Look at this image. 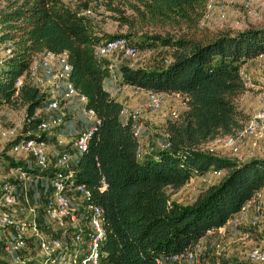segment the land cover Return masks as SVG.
I'll list each match as a JSON object with an SVG mask.
<instances>
[{
	"label": "trees",
	"instance_id": "1",
	"mask_svg": "<svg viewBox=\"0 0 264 264\" xmlns=\"http://www.w3.org/2000/svg\"><path fill=\"white\" fill-rule=\"evenodd\" d=\"M3 1L0 43H8L9 53L0 60V104L24 111L21 136L39 138L40 123L49 119L38 114L48 94L30 78L31 63L45 51L66 54L70 81L98 119L72 169L75 183L89 191L88 202L103 210L101 264H159V257L187 253L264 188V157L240 161L206 147L216 137L236 135L250 117L239 107L246 91L240 69L264 55V27L210 30L201 25L209 0H119V5L105 0L127 27L125 34L110 35L63 0ZM144 27L149 34L141 38L168 48L170 60L156 68L118 64L121 81L144 91L178 94L185 107L178 118L169 114L161 125L162 141L169 146L141 159L132 122L121 119L123 104L103 84L110 77V59L96 49L106 40L132 38L135 28ZM21 136L0 151V164L51 179L52 166L42 170L9 153ZM211 169L222 175L192 202L171 200L190 178ZM37 222L60 237V230L47 231ZM217 258L219 264H253L223 251ZM0 264L14 263L0 256Z\"/></svg>",
	"mask_w": 264,
	"mask_h": 264
},
{
	"label": "built area",
	"instance_id": "2",
	"mask_svg": "<svg viewBox=\"0 0 264 264\" xmlns=\"http://www.w3.org/2000/svg\"><path fill=\"white\" fill-rule=\"evenodd\" d=\"M101 7L99 0H89V5L82 11L84 14L94 17L95 11ZM216 13L215 17L223 20L225 9L221 5H216L214 1L209 0L207 4L206 14ZM256 14V13H254ZM256 16L260 15L257 13ZM137 52L136 46L131 44L124 37H116L114 39L103 41L96 49L98 55H107L116 53L114 59H110V79L119 81L115 87L116 92H120L123 87H128L121 81L118 73L119 59L134 56ZM9 49H7V54ZM71 66L67 60L66 54L45 51L38 55L30 66V78L41 89L47 92V102L42 109L46 111H56L48 120L40 123V130L43 135L36 134L37 137H22L23 121L20 130L15 127L0 129V136L7 139H16L21 136L12 145L13 153H25L30 155L40 169H47L52 166L54 168L53 176L50 179V195H47L43 205V214L46 218L47 225L51 226V230H60V237L52 235L41 229L37 222V215L34 213V206L31 202L29 206L28 195L24 193L20 195L16 193L7 182L0 185V209L10 208L11 206L22 202L29 206V210L33 212L31 218H15L6 212L0 210V228H9L4 240V248L6 250H18L32 241L37 243L40 255L36 264H101V244L105 238V230L103 228V210L100 206L90 204L88 202L89 191L82 184H76L73 178L72 163L70 154L62 149L57 155L51 159L47 152L48 141L54 136L55 127L64 122L66 112L64 108L76 100L80 105L81 113L88 119L93 121L92 125L85 131L75 135L72 139V145L77 154L85 150L87 141L93 132L98 119L94 111L85 106L86 97L79 93L70 81ZM240 75L244 80L246 91H257L258 108L250 114L244 127L236 134L224 137H216L209 141L206 147L211 149L220 147L228 151L229 155L235 156L237 160L243 161L247 157L262 150V139L264 138V90L253 81V79L244 70L240 69ZM21 84L18 79L16 85ZM165 94L147 91V105L153 110H160L164 104ZM185 107V102L181 100L178 105L172 107L170 117L176 119ZM3 106L0 104V112ZM125 122L131 120L134 133L137 137L140 135V124L138 117L141 114L140 108L128 109L124 108ZM57 144L63 145L64 140L60 134L55 135ZM249 140V148L247 154L241 151L243 141ZM169 143L164 139L162 148H167ZM157 153V149L153 145L140 144L137 150V156L144 158L147 155ZM52 164V165H51ZM21 179H26L27 175L24 171L16 170ZM261 191H258L247 203H245L240 212L232 216L230 223L241 225L249 223L253 226L259 223L258 218H251L248 215L249 207H253L259 213L263 211V205L260 200ZM36 212V211H35ZM31 214V213H30ZM50 228V227H49ZM223 228H213L207 231L206 236L221 235ZM248 232H243V238L248 237ZM201 248L199 241L193 250L184 254H171L158 258L159 264L163 261H196L197 252ZM222 252L220 239H216L214 243V258L209 264H219L217 256ZM248 259L252 263L264 261V244H256L252 246L248 253Z\"/></svg>",
	"mask_w": 264,
	"mask_h": 264
},
{
	"label": "rangeland",
	"instance_id": "3",
	"mask_svg": "<svg viewBox=\"0 0 264 264\" xmlns=\"http://www.w3.org/2000/svg\"><path fill=\"white\" fill-rule=\"evenodd\" d=\"M101 3V7L95 11V16L93 17V20L97 25L100 27L101 31L108 33L110 35L114 34H125L127 32V27L125 25H121L118 20L115 19V16L117 15L115 12H112L108 10V7L105 0H99ZM216 5H221L225 9V18L223 20H220L215 17L216 13H211L208 16H204L203 22L201 25L205 27H209L210 30L215 29H231V30H240L247 26H262L264 27V0H212ZM66 3L69 4L72 8H76L80 12L83 11L82 9L87 7L89 0H85L86 3L85 6H78L77 4L84 3L82 0H65ZM114 5H119V0H113ZM4 1L0 0V7L3 5ZM126 7V5H124ZM82 8V9H81ZM130 10L126 9V13H129ZM258 13L260 15L256 16ZM136 34L132 36V38H129L128 41L135 45L137 48V52L134 56L119 59V63L122 64H130L135 67H144V68H153L157 67L159 65L165 64L168 60L170 54L168 48L160 47L156 43L149 42L145 39L141 38V34L143 32H146L149 34V27H144L142 31H138L137 28H135ZM152 32V31H151ZM150 32V33H151ZM8 43H0V60L5 58L7 56L6 49L8 47ZM109 59H114L116 57V53H109L105 55ZM262 66L264 69V56L263 58H260L259 62L251 63V70L250 72H246L250 77L253 79L259 87H261L264 90V70L255 72V66L258 65ZM127 90L121 92L118 94V97L120 99H123L124 93H126ZM254 98L255 95H252ZM248 103V102H247ZM139 108V107H136ZM257 108V107H255ZM141 109V108H140ZM256 110V109H255ZM254 110V111H255ZM158 112L159 110H155ZM253 111V112H254ZM45 111L42 109L39 110L38 114L41 116L45 115ZM24 111L23 110H10L6 107H3L2 111L0 112V129L8 128V127H15L17 130H20V127L22 125ZM141 115V114H140ZM169 117V115H168ZM144 120V118H142ZM141 120V119H140ZM164 122H157V126H153L152 129H155L157 131V136L160 137V140L162 139V129L161 125ZM149 126V124H148ZM149 129V127H148ZM140 136L138 137V140H140ZM75 137V135H74ZM9 142V139L2 138L0 136V151L4 149L6 144ZM11 155L19 158H23L22 155H25L26 159L28 160L29 164H33V161L28 157L25 153H13L12 151L9 152ZM156 155V153H155ZM154 154L147 155L148 157H154ZM30 156V155H29ZM145 156V157H147ZM144 157V158H145ZM254 157H264V151L260 153H256ZM11 168L5 167L0 169V185L1 183L7 182L10 177L14 175V172L10 170ZM221 176L220 172H214L212 171L209 174V177L201 178L198 182L192 183L190 186H188L187 189L182 190V192L175 194L177 196L174 197V200H178L177 202L182 203H190L192 202L194 195H196L200 189L204 188L205 186L216 182L219 177ZM33 199V204H36L37 198L34 195H31ZM28 199L30 201V197L28 196ZM171 200H173L171 198ZM31 201L29 203V206L31 207ZM29 206H26L25 204H22V202L17 203L10 208H7L6 210L4 208L2 209V212H6L7 214H10L11 216L15 218H31L34 213L29 210ZM35 206V205H33ZM32 208V207H31ZM31 213V214H30ZM33 213V214H32ZM43 213V212H42ZM251 218L257 217L259 223L255 226L251 224H243L242 227L239 225L230 224L233 230L236 232L235 234V240L230 242V244L227 242L226 239L218 235L216 239H220L221 249L223 252L227 254L228 257H237L241 260H248V251L252 245H256L255 243L264 244V211L253 213L251 215ZM38 219L43 222L45 220H41L39 216H37ZM47 228H51V226L48 224L46 225ZM6 228H0V256L6 260H8L10 263L14 264H22L25 261L38 258L40 255L39 248L37 246V243L32 241L30 244H26L23 248L18 250H6L4 248V240L6 239L5 230ZM249 232L250 237L245 239H238V237H243V232ZM212 241L208 242V253H201L203 250V245L201 243V248L197 252L196 255V261L193 262H183V261H172V263L176 264H209L212 262L213 255H214V243L215 239L211 238ZM232 250H230V247ZM229 249V251H228ZM264 264V261L257 262L253 264Z\"/></svg>",
	"mask_w": 264,
	"mask_h": 264
},
{
	"label": "crops",
	"instance_id": "4",
	"mask_svg": "<svg viewBox=\"0 0 264 264\" xmlns=\"http://www.w3.org/2000/svg\"><path fill=\"white\" fill-rule=\"evenodd\" d=\"M63 1L65 2V0H63ZM84 1L85 0H82V2H84ZM66 4H68V3H66ZM85 4H86L85 2L80 3V4H77L76 7H78V6L80 7L82 5L85 6ZM72 9H74V8H72ZM82 10H84V8ZM6 53H7V49H6ZM263 56L264 55H261L257 58H254V59L247 61L245 64H243L241 66V69H244L246 72H250L251 63L252 62L253 63L259 62L260 58H263ZM169 60H170V57L168 58L166 63H168ZM166 63L159 65L157 67H163L166 65ZM119 64H122V63H119ZM127 65H129L131 67H135V66L130 65V64H127ZM261 70L262 71L264 70L262 66H259V64L255 66V72H259ZM103 84H104L105 89L116 100H118L119 102H121L123 104L124 108H128V109H134L136 107L141 108V115L137 119L139 124H140V135H141L140 140H139L140 144H142V145H153L157 149V151L162 149V139L160 140V137L157 136V131L155 129H152V127L157 126V122H162V120L165 121L168 118V115L170 114L172 107L178 105L179 102L181 100H183L182 97L178 94H165L163 107L158 112H156L155 110L151 109L147 105V100H148L147 91H144V90L132 87V86H128V87H123L120 92L114 93L115 87L118 84H120L119 81H114L110 78H106L104 80ZM125 90H127V92L124 93L123 99H120L118 97V94L125 91ZM252 95H255L254 98H252L253 97ZM239 107L244 112L249 113V114H251L255 109H257L258 108L257 91H245L243 94H241V96L239 97ZM255 107H257V108H255ZM64 110L66 112L64 122L61 123L60 125H58L57 127H55L54 136H51L49 141H48L47 152H48L49 157L54 158L60 150L64 149L70 154V161L72 164H74L76 162L78 154L75 152V149L72 145V139L74 138V135H76L82 131L87 130L92 125L93 121L91 119L86 118L81 113L80 105L76 100H74L72 103L67 105V107L64 108ZM42 111H43V109H42ZM44 111L46 112L45 115H47L49 117L53 114H56V111H54V110H52V111L44 110ZM142 118H144V120ZM121 119L123 121H125V114L123 111L121 112ZM148 124H149V126H148ZM148 127H149V129H148ZM57 134H60V136L63 137V140H64L63 145L57 144L56 139H55V135H57ZM161 135H162V132H161ZM262 145H263L262 150H260L256 153H260V152L264 151V138L262 139ZM248 148H249V140L243 141L241 144V151L243 153L247 154ZM211 149L222 154V155H229L228 151L223 150L220 147H214ZM254 155H253V157H254ZM22 156H23V158H26L25 155H22ZM28 157H30V156L28 155ZM23 158L19 157L17 159L25 160L26 163H28V160L23 159ZM248 158H251V157H247L246 159H248ZM30 159L33 161V164L28 163V165L29 166H36L34 159L31 157H30ZM5 167H6L5 165L0 164V169L5 168ZM10 170H12V172H14V175L8 179L7 183L11 185L12 189L16 193H19L20 195H23L24 193H26V195H28L31 198L32 204H33V199H32L31 195L36 196L37 202H36V204H33V205H35L34 208L36 211V215L39 216L41 218V220L42 219L45 220L41 223H44L45 228H47L46 227V225H47L46 218H45L44 214L42 213L43 212L42 206L46 200L47 195H50V178H48L46 176H42V175L41 176L36 175V176H27L26 179H21L19 177L18 173L16 172V170H14L12 168ZM212 171L217 172V171L211 169L201 176H195V177L190 178L186 182V184L183 187H181V189L178 192L174 193L171 196V198L174 200V197L177 196L175 194H178V193L182 192V190L187 189L188 186H190L194 182H198L199 180H201V178H206L207 176L209 177V174ZM220 174L222 175V172H220ZM260 191H261L260 200L262 202L263 211H264V188L261 189ZM194 197H195V195H194ZM176 201H178V200H176ZM4 209L6 210L7 208H4ZM0 210L2 211V209H0ZM253 213H256V210L253 207H249V209H248L249 217H252L251 215ZM230 219L225 223V225L222 226L223 232L220 235L222 237V239L225 238L226 243L228 242L229 244H230V242L235 240V234H236V232L233 230V228L230 225V224H232V223H230ZM243 224H245V223H243ZM243 224H241L239 226L242 227ZM247 224H249V223H247ZM4 230H5V235H7L9 228H6ZM46 230L50 231L51 229L47 228ZM248 234H249L248 237H250L249 232H248ZM217 236H218V234L211 236V237L205 236L200 240V242L203 245V250L201 253H208V250H209L208 242L212 241L211 238H214L216 240ZM240 238L245 239V238L239 236L238 239H240ZM0 240H1V238H0ZM259 242L255 243V244H259ZM252 246H254V245H252ZM230 250H232L231 247H230ZM228 251H229V249H228ZM183 262H186V261H183ZM162 264H176V263H172L169 261H163Z\"/></svg>",
	"mask_w": 264,
	"mask_h": 264
}]
</instances>
